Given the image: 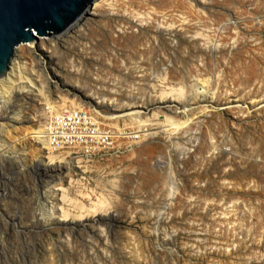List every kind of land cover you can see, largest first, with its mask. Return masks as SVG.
<instances>
[{
    "label": "rangeland",
    "instance_id": "rangeland-1",
    "mask_svg": "<svg viewBox=\"0 0 264 264\" xmlns=\"http://www.w3.org/2000/svg\"><path fill=\"white\" fill-rule=\"evenodd\" d=\"M114 3L118 11L145 12L143 19L146 20L142 22L131 15L124 18L115 14L110 20L114 26L112 30L105 26L101 30L97 24L88 25L86 37L68 44H56L51 65L40 50L34 55L25 48L18 49L27 62L23 69L26 76L39 84L46 83L44 78L53 81V69L59 71L61 82L66 86H59L57 91L51 87L47 93L49 98H43L34 90L33 98H12L0 108V113L8 117L13 111L21 114L25 122L18 125L8 118H0V122H5V128L0 127V144L11 147L0 152V192H4L0 198V264H264V112L253 130L240 132L242 137L250 134L253 140L240 141L239 151L240 145L233 144L232 134L230 136L233 121L232 114L227 112L228 105L196 119L191 126L194 130L187 134L179 130L170 138V133L160 132L155 139L145 142L134 143L127 138L118 143L116 136L124 131V121L108 120L119 114L107 107L96 108L86 103L85 93L91 96V90L77 91L81 84H92L124 103H134L128 100V94L136 95L140 103L134 107L155 102L162 89H168L169 83L155 82L153 76L148 75L141 81L145 84H141L140 89L129 86L128 82L137 83L141 77L134 68L126 69L123 62L128 66H133V62L146 66L144 60L137 57L143 45L136 37L139 29L144 30L159 11L163 13L158 15L166 14L169 22L181 24L183 13L194 22V27L179 25L176 28L177 37L172 35L173 45L191 36L184 32L187 29L205 30L210 37H198V48L184 44L172 46L171 52L186 55L185 62L193 74L208 71L219 87L229 83L241 90L245 88L242 79H246L254 88L258 69L264 68L261 62V59L264 62V0H114ZM118 22L123 29L116 27ZM128 40L136 42L127 44ZM217 40L221 46L219 50L216 49ZM172 55L174 62L180 60L179 53ZM202 56H207V71L203 66L198 67ZM39 58L47 65L42 76ZM171 77L178 82V70L174 69ZM149 82L158 84L157 89L147 86ZM2 96L0 94V101ZM61 96L77 98L85 110L92 111L97 122L107 125L109 130L108 124L117 127V133L105 136L111 150H102L91 157L60 150L55 153L68 159L51 164L46 144L34 139L29 132L30 129L47 130L48 117H52L47 100H60ZM236 99L232 97L231 102ZM256 100H264V91ZM242 104L231 103L232 106ZM132 111L147 112L141 108ZM137 128L128 126V130ZM195 132L209 140L215 137L214 141L226 151L224 160L230 161L229 164L215 168L220 155L210 158L212 154L204 143H192ZM69 152L72 156L67 155ZM81 158L83 162L78 164ZM45 166L63 170L46 174ZM169 174L171 178L167 182ZM59 187L68 190L69 198L87 206L100 194L105 195L110 207L98 214L84 213L74 224L73 220L59 224L57 218L61 212H56V219L48 220L55 199L60 202L59 206L70 207L61 201L63 192L54 194V189ZM91 190L94 191L91 197L80 194ZM70 209L72 215L79 214L73 207ZM9 210L12 214L21 210L19 216L22 210L25 214L26 220L15 219L22 223L19 227L24 225L17 233L10 224L12 221L7 220L10 219Z\"/></svg>",
    "mask_w": 264,
    "mask_h": 264
},
{
    "label": "bare ground",
    "instance_id": "bare-ground-1",
    "mask_svg": "<svg viewBox=\"0 0 264 264\" xmlns=\"http://www.w3.org/2000/svg\"><path fill=\"white\" fill-rule=\"evenodd\" d=\"M95 2H93V4H95L94 5L95 7L93 8L92 11H91V8L89 7L87 10H85V12L81 16L76 18L69 26H67L64 31L58 32V33L52 32L51 34L44 35L43 37H40V38L38 37L37 39L31 41V44L29 42H24L18 45V47L16 48L14 52V55L11 58L7 73L0 78V94L3 95L2 96L3 100L0 101V108L5 106L10 100L12 101L13 100L12 98H16V99L17 98L29 99L31 97L33 98L32 94L34 90H37L40 93V96L42 95L43 98H46V97L49 98V95L47 93L51 87H53V90L55 89L57 91L60 88L59 86H66V83L64 84V81L61 82V80L63 79L60 78L61 76L58 74L59 71H56V70L54 71L53 69L52 71H53L54 79L53 81H50L47 78H44L46 80V83L39 84L36 79L34 80L31 77L26 76L25 73H23V69L26 68L27 62H25L24 60L25 56L19 55L18 53L19 48H25L26 51H28L30 54L34 53V55L36 54L37 51L40 50L41 54L43 53L46 56V58L50 61V62L48 61L47 63L50 64V63H53V59L55 58L56 44H61V43L68 44L70 42H74V40L76 39L86 37L87 36L86 34H88V32H86L88 25L97 24L101 30L103 29L104 26L107 29L112 30L114 26L110 20H112L111 17L114 16L115 14L121 17H124V18L127 15H131L135 18H140L142 22L146 20V19H143V17H145V12H142L140 10H135V9L131 11L125 10L124 12L116 10L114 8L115 7L114 0H101L100 2L99 1H95ZM106 6L111 9L107 11H99L98 8L106 7ZM208 12L211 14V11H208ZM159 13H163V12L159 11L158 13H156L155 18H154L155 20H153L152 22H149L144 30L139 29L137 33L138 36L136 37L137 38L136 40H138V42H140V44H142L144 47V48L143 47L141 48V52L138 53L137 57L140 60L146 61V62L143 61V63L146 64V66H141L140 62L139 64L138 62H133L134 63L132 64L133 66H128L125 64V61L123 62L126 69H129V67H132L136 70V72L140 73L139 76L141 78L139 79V81L136 83V81L131 80L132 82H128L129 86H134L137 89H140L141 84L142 86L143 84H145L144 82L142 83L141 81H143L144 78L145 79L148 78V75L153 76L152 80H155V82L157 80V81H160L159 83H163V82L165 83V81L167 84L169 83L168 89H162L161 93L157 95L158 99L155 102L150 101V102L144 103V105L142 106L134 107L137 105V103L138 104L140 103V101H137L138 97L136 95H132L131 93L128 94V98H129L128 100H131V102H134V103H124V102H121L119 98H115V97L112 98L110 96H107L104 92L99 91L97 86H94L92 84H89V85L81 84V86L79 85L80 87L77 85L79 87L77 91L79 93H82L84 91L91 90L93 92L91 96L85 93L86 103L92 104L96 106V108H98V106H101L102 108L107 107L110 110H112L114 113L119 114V115L114 114L115 116L110 117V120H108V121H121V120L124 121V123L122 124L124 131H119L118 136H116L118 137V143L121 140H126L127 138H129V140L131 141H134V143L145 142L149 139L150 140L155 139V135L160 132L170 133V138L174 135L175 132L179 130H185V133L187 134L190 131L194 130V129H191V126L192 124H194V121L196 119L201 118L202 116L209 113L210 111L216 112L218 107L226 106V105L230 106L229 107L230 110L226 108V110H228L227 112L232 114L233 130L232 131L229 130V131H230V136L232 134L231 137H232V141H234L233 144L240 145V141L246 138H248L249 141L253 140V137H251L250 134H248L249 136L242 137L241 135L242 133L240 132L244 131L245 133H248L251 130H253V125H255L258 121L261 122L262 112H264V100H262L261 102H258L256 98L258 97L260 93L264 91V68L258 69V73H257V75L259 76L258 82L256 86L254 85V88L251 84H249V80L242 79V85L245 87L242 90L238 89L236 85H230L229 83H225L223 87H219V85L214 84L213 81L211 80L212 76L207 71V68L209 67L208 62H207V56H204V57L202 56V58L199 59L200 63L198 65V67L199 66L205 67V71L207 72H205L204 74L202 73L193 74L188 69V66H187L188 63L186 64L185 62L186 55L183 52L181 53L175 52V51L171 52V50H173L172 46L180 47L181 44H184L185 46H188V47L195 46V48L196 47L198 48L197 38L207 37L208 34L206 33L205 30L195 29V31L193 30L191 31L190 29H187L184 32L186 34L190 33L191 36H187L185 39H180L178 40L177 44L173 45L172 35L177 37L176 28L179 25H186V26H189L190 28V25H193L194 22L192 23V20L189 21L190 19H188V16H185V13L182 14L183 20L181 24H178L176 21L169 22L168 20H166V16H165L166 14L159 16L158 15ZM159 18H163V20L161 21ZM121 25L122 24L118 22L116 27L121 26ZM120 28L123 29L122 26ZM183 29H186V28L183 27ZM106 33L107 32L104 31V34ZM168 35L171 36V38L165 37ZM45 36H48L49 38H46ZM207 38H210V37H207ZM175 39H178V38H175ZM134 42L136 41L128 40L127 44H132ZM216 45H217L216 49L219 50L218 48H220L221 46L219 45L218 40L216 42ZM224 51L225 49L222 48L221 52L225 55ZM175 53L180 54L179 56L178 55L177 56L178 58H180L181 61L178 59L177 60L175 59L176 61L174 62V59H172V56H173L172 54H175ZM257 58L261 59L260 57H257ZM38 60H39L38 62L39 66H41V70H40L41 72L39 74H41L42 76L45 73V69L47 68L46 67L47 65L43 58H39ZM262 60L263 59H261V62L262 64H264ZM56 66L59 67V69H62V67L60 68V66L58 65ZM174 69L178 70L180 74V80L178 82L174 81L171 77ZM146 85L147 86L149 85V87H153L154 90H156L158 86V84L154 82L146 83ZM141 96H143V94H141ZM232 97H236L237 98L236 101L231 102ZM159 99H161L160 102H159ZM248 100H251V102L249 103ZM15 101L16 100H14V102ZM47 101L50 106L49 113L51 114V116L52 114L56 115L57 112H59L60 110L64 108H70V107L71 108H83V110H85V108L83 107V105H81V102L78 101L77 98L69 99L67 98V96H61L60 100L51 101L49 99ZM112 101L113 103H111ZM231 103L232 104L233 103H243V104L232 106ZM111 104H113V106H111ZM206 104H210V105H206ZM261 105L263 106L260 107ZM211 107L213 109H211ZM134 108H141V109L147 110V112L144 111L146 115H143L144 112L142 111L133 112L132 110ZM182 110H185V111H182ZM126 111L127 112L129 111V112L126 113ZM150 112H153V113L150 114ZM22 117L23 116H21V114L15 113V111H13V115L9 117L7 115H4L3 113H0V118L2 119L8 118L14 121V123H17L18 125H23L25 123L23 122ZM84 118L85 119L83 121L84 122L90 121L93 124V130L97 131L96 136L98 138V144L96 146H98V148H99V145L103 141H105V138H106L105 136H108L110 132L117 133V131L115 130L117 127L115 125L108 124L110 127V130H109L107 128V125L98 123L96 116L95 114L92 113V111L88 110V112L85 113ZM78 120H82V119H78ZM29 123H31V120L28 121V124ZM131 125L138 126V128L133 129V130H128V126H131ZM4 126H5V122L4 124L3 122H0V127L5 128ZM149 126H153L154 128H152L151 130L147 129V127ZM120 127L121 126H119V128ZM30 128H26V129H30ZM26 129L25 131H29ZM104 131H108L109 133L104 132ZM29 134L30 135L32 134V137L38 140L39 142L41 141L46 144L48 150L50 151L49 160L51 161V164H55L59 160H61L62 162L68 159L66 158L67 156L57 155L55 153L56 151L52 150V147L48 142L46 129L44 128H39L37 130L30 129ZM211 138L212 139L209 140L203 136H197V133H196L194 137H192L193 139L192 143H194L195 141L197 142L200 141L201 145L202 143H204V145L209 148L208 149L209 154H212V156H209L210 158H214L216 155H220L218 157L220 158V160L214 165L215 168L218 166L222 167L226 164L228 165L230 161H228L227 159L226 161L224 160L226 151L223 148H221V145H218V143L214 141L215 137H211ZM216 139H217V135H216ZM208 140L211 142H209ZM5 145H6V148H5ZM120 146L121 145H119V147ZM242 146H243L244 152H246L245 143H243ZM7 147L8 146L5 143L3 145L0 144V152L1 151L5 152L7 151V149L11 148L10 146L9 148ZM237 150L238 151L241 150V145ZM248 150L250 152V149ZM69 154L70 152L67 155ZM82 162L83 160L81 158L78 160L77 163L81 164ZM43 168L46 174L49 173V171L50 173H58V172H62L63 170L62 168L48 167V166L47 167L45 166ZM170 178L171 176L169 174L167 177L168 179L167 182L170 180ZM56 191L63 192L62 197H61V201L63 204L68 203V205L71 208L73 207L75 211L77 210L79 212V214L77 215H72L73 212H71L70 207H65L63 205L59 206L60 202L57 199H55L54 201L56 202H52V204L50 202V204L53 206V208L51 206V210L53 211H51L50 214L47 213L48 214L47 219L54 220L56 219V212H59V213L61 212V214H59L57 218L59 219V224L61 222L65 223L71 220H73L72 224H74L77 220H79V218L83 217L84 213H88L89 215L95 214V213L98 214L99 211H104L105 209L107 210L108 206L110 207V203H109L107 196L102 195V194L97 196V199L95 201H92V204L90 206H87L79 202L77 199L75 200V199L69 198L67 194L68 190L63 187L62 188L59 187V189H54L53 191L54 194H56ZM93 192L94 191L91 190L90 192H87V193L81 192L80 194L83 197L85 196L91 197L90 195ZM3 195H4V192L1 191L0 198ZM11 211L12 210H9V212L7 211L8 215L10 216V219H7V220L12 221V223L10 224L14 226L16 233H17V229L24 228V225L19 227V225H22V223L15 222V221H18L15 219L19 217L20 220L22 218L23 220H26L25 217H23L25 216V214L23 210H22V215L20 216L18 214L21 213V210L20 212L18 211L17 213H13V214ZM43 227H46V226H43ZM19 231L20 230H18V232Z\"/></svg>",
    "mask_w": 264,
    "mask_h": 264
},
{
    "label": "water",
    "instance_id": "water-1",
    "mask_svg": "<svg viewBox=\"0 0 264 264\" xmlns=\"http://www.w3.org/2000/svg\"><path fill=\"white\" fill-rule=\"evenodd\" d=\"M95 0H0V77L20 43L65 30Z\"/></svg>",
    "mask_w": 264,
    "mask_h": 264
},
{
    "label": "built area",
    "instance_id": "built-area-1",
    "mask_svg": "<svg viewBox=\"0 0 264 264\" xmlns=\"http://www.w3.org/2000/svg\"><path fill=\"white\" fill-rule=\"evenodd\" d=\"M87 112L88 110L83 108H64L56 115L52 114L51 118L48 117L47 137L52 150L71 151L73 155L91 157L102 150L112 149L107 138V145L102 142L98 149L97 131L93 130V124L90 121H83ZM109 135L112 136L110 133Z\"/></svg>",
    "mask_w": 264,
    "mask_h": 264
}]
</instances>
